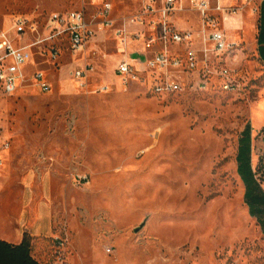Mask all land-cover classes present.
I'll use <instances>...</instances> for the list:
<instances>
[{
  "label": "rangeland",
  "instance_id": "obj_1",
  "mask_svg": "<svg viewBox=\"0 0 264 264\" xmlns=\"http://www.w3.org/2000/svg\"><path fill=\"white\" fill-rule=\"evenodd\" d=\"M108 1L116 27L125 19L143 23L134 25L139 37L128 28L140 43L118 53L108 30L77 60L36 55L26 65L29 73L43 71L51 91L30 79L13 95L0 91V144L9 145L0 170V223L25 230L19 218L27 197L31 208L45 203L52 235L32 238L44 264H264V218L250 213L237 161L249 127L251 170L264 194L262 0H227L235 14L225 21L215 13L228 45L222 51L198 34L190 4L177 3L184 8L168 23L192 28L197 61L186 68L187 46L167 45L183 63L169 69L183 89L167 93L154 89L164 80L161 71L146 68V58L164 49L158 17L142 15L145 0ZM100 7L93 0H0V28L11 16L44 23L53 12L71 10L96 23ZM124 56L133 58L138 79L115 75ZM85 62L94 70L79 87L70 72Z\"/></svg>",
  "mask_w": 264,
  "mask_h": 264
},
{
  "label": "built area",
  "instance_id": "obj_2",
  "mask_svg": "<svg viewBox=\"0 0 264 264\" xmlns=\"http://www.w3.org/2000/svg\"><path fill=\"white\" fill-rule=\"evenodd\" d=\"M100 3L99 22L95 25L86 20L84 11L71 10L67 12H53L49 14L44 23H40L26 15L11 16L0 28V91L4 95H13L27 79L42 92L52 90V84L44 75L43 71L35 69L27 72L25 67L30 64L36 55H40L55 63L61 58L62 53L68 52L75 60L85 51L86 46L94 38L97 31L112 29L116 38L119 39L118 51L124 50L129 33L125 21L120 27L115 26V20L111 18L112 4L108 0H93ZM191 8L199 15L201 30L198 34L202 37H210L215 43V48L222 51L228 48L224 33L216 29L217 16L221 14L225 21L235 14L232 7L222 3L224 0H187ZM245 3L250 0H243ZM263 1V0H262ZM183 0H162L157 6L155 0H145L143 3L142 15L158 13L160 20L156 26V36L164 49L154 53L147 58L146 68L149 71L158 69L164 79L155 85L157 92L167 93L182 90V83H179L176 76L170 75L169 69H178L182 66L179 57L171 58L168 55L167 45L169 43L185 44L186 68L193 69L196 66V51L191 48L194 33L192 30H177L168 22L169 16L178 8L177 3ZM140 21L135 18L131 22ZM139 37V33H134ZM153 39L148 40V46ZM94 68L90 63L75 65L70 72V79L83 87L86 78L93 72ZM133 65L122 60L116 67V74L131 79H138ZM9 148L8 143L0 144V170L3 165L2 153ZM58 243L62 242L58 239ZM109 251V250H107Z\"/></svg>",
  "mask_w": 264,
  "mask_h": 264
},
{
  "label": "crops",
  "instance_id": "obj_3",
  "mask_svg": "<svg viewBox=\"0 0 264 264\" xmlns=\"http://www.w3.org/2000/svg\"><path fill=\"white\" fill-rule=\"evenodd\" d=\"M185 1L188 2L187 0H185ZM155 2L157 4V6H159V5H161L162 0H155ZM222 3L226 5L227 4V0L222 1ZM149 14L143 15V16L146 17V18L147 17L149 18V17L157 16L158 17L157 18L158 21L160 20V15L157 12L155 14L154 13H149ZM237 16H239V15L236 14L233 19H236ZM97 18H99V17H97ZM89 23L95 25V23H93V22H89ZM136 24H140L141 28L143 27V23L142 22L137 21V22L131 23L130 21L125 19V25H126V29H127L128 33L130 31L128 28H130V29L132 28V29H134L136 31L134 33H138V30H140V29H137V28L134 27V25H136ZM178 25L181 26V24H178ZM175 28L177 30L179 29L178 27H175ZM108 30L111 33L114 34L112 29L100 30L101 36L99 38H97V37H95L96 36L95 35L94 38L91 40V42L96 41V40L97 41L98 40H103L106 37L107 32H109ZM179 30H192V28L190 26H185V27H183L182 29H179ZM130 37L131 36H129L127 38V42H126V45H125V48H124V53H121V54L125 55L126 52L129 49V47H131V46H133V45H135L137 43H140L139 40L134 41V40L130 39ZM116 46H117V48L120 47L119 39H117ZM118 53H120V52L118 51ZM66 55H68V52L66 54V52L64 51L62 53L61 57H64ZM69 58L72 59V61L75 60L72 56H70ZM147 58H149V57H147ZM147 58H146V60H147ZM132 59L133 58H131L129 60V58L124 56L123 60H126V61L130 62ZM115 75H117V74L115 73ZM27 198L28 199L26 200V202H27V205H29V208L27 210H24L22 212L20 218H19V222H20V224L22 226L27 225L25 230L16 229V231L10 232L8 230H5V228L0 223V264H12L13 263V261H12V249H13V247L18 246L22 242L24 233H27L31 238H34V237H37V236L48 237V236L52 235L51 213L47 209L46 204L43 203V202H40V203L37 204V209L36 208H31L32 205H30V204H32V202H33V196L30 195ZM30 256L35 261H37L38 263L44 264L39 258H37V256H35L33 254V243L31 245ZM23 262H26V256L23 257Z\"/></svg>",
  "mask_w": 264,
  "mask_h": 264
},
{
  "label": "trees",
  "instance_id": "obj_4",
  "mask_svg": "<svg viewBox=\"0 0 264 264\" xmlns=\"http://www.w3.org/2000/svg\"><path fill=\"white\" fill-rule=\"evenodd\" d=\"M264 25V0L261 2V28ZM263 32L260 29L258 35L259 53L264 60V46H262ZM250 128H246L242 138L239 140V152L237 155L238 173L246 183L247 191L245 193V200L250 208L252 215L263 216L264 218V194L255 187V179L250 165ZM264 220V219H263ZM264 222V221H263ZM264 225V223H263ZM264 230V229H263ZM32 245V238L24 233L22 242L12 249V264H40L30 256ZM26 256V262H23V257Z\"/></svg>",
  "mask_w": 264,
  "mask_h": 264
},
{
  "label": "bare ground",
  "instance_id": "obj_5",
  "mask_svg": "<svg viewBox=\"0 0 264 264\" xmlns=\"http://www.w3.org/2000/svg\"><path fill=\"white\" fill-rule=\"evenodd\" d=\"M121 51H122V50H120L119 52H121ZM123 51H124V50H123ZM123 51H122V52H123Z\"/></svg>",
  "mask_w": 264,
  "mask_h": 264
}]
</instances>
